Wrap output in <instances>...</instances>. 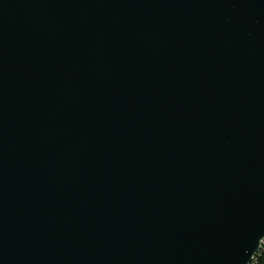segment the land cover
Instances as JSON below:
<instances>
[{
	"label": "water",
	"instance_id": "95a60500",
	"mask_svg": "<svg viewBox=\"0 0 264 264\" xmlns=\"http://www.w3.org/2000/svg\"><path fill=\"white\" fill-rule=\"evenodd\" d=\"M263 240L264 0H0V264Z\"/></svg>",
	"mask_w": 264,
	"mask_h": 264
},
{
	"label": "built area",
	"instance_id": "2783aa9c",
	"mask_svg": "<svg viewBox=\"0 0 264 264\" xmlns=\"http://www.w3.org/2000/svg\"><path fill=\"white\" fill-rule=\"evenodd\" d=\"M257 254H264V240L262 242L261 250ZM253 264H264V262H253Z\"/></svg>",
	"mask_w": 264,
	"mask_h": 264
},
{
	"label": "trees",
	"instance_id": "16d2710c",
	"mask_svg": "<svg viewBox=\"0 0 264 264\" xmlns=\"http://www.w3.org/2000/svg\"><path fill=\"white\" fill-rule=\"evenodd\" d=\"M254 262H264V254H258Z\"/></svg>",
	"mask_w": 264,
	"mask_h": 264
},
{
	"label": "bare ground",
	"instance_id": "6f19581e",
	"mask_svg": "<svg viewBox=\"0 0 264 264\" xmlns=\"http://www.w3.org/2000/svg\"><path fill=\"white\" fill-rule=\"evenodd\" d=\"M258 254H256V256L253 258L251 264L255 261V259L257 258Z\"/></svg>",
	"mask_w": 264,
	"mask_h": 264
}]
</instances>
